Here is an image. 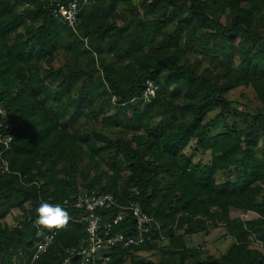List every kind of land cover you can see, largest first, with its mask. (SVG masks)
<instances>
[{
  "label": "trees",
  "instance_id": "1",
  "mask_svg": "<svg viewBox=\"0 0 264 264\" xmlns=\"http://www.w3.org/2000/svg\"><path fill=\"white\" fill-rule=\"evenodd\" d=\"M121 5L132 13L129 22ZM170 24L175 30L162 39ZM182 44L199 58L190 60ZM59 53L65 65L55 68ZM204 63L209 66L202 70ZM147 81L158 87L150 103L142 100ZM0 82L2 102L18 124L6 158L25 183L0 176V264L32 257L35 208L42 201L60 203L69 219L37 264H60L66 250L79 249L87 237L77 222L81 212L63 202L83 190L112 194L123 204L139 202L171 242L179 231L209 233L205 222L215 229L223 223L234 239L221 258L184 249L180 264H264V150L257 156L264 141V0H94L76 32L40 0H0ZM241 87L253 89L262 109L244 113L227 99ZM114 100L117 112L104 121L134 132L131 140L81 132L84 116L105 113ZM193 141L211 154V164L197 165L185 153ZM83 145L105 156L114 172L100 188L96 181L83 183ZM16 209L20 223L9 227L3 220ZM232 209L260 217L232 219ZM132 227L128 218L114 232L129 235ZM251 234L263 250L251 247ZM159 240L102 255H111L107 264H125L126 257L131 264H154L137 260L134 252Z\"/></svg>",
  "mask_w": 264,
  "mask_h": 264
},
{
  "label": "built area",
  "instance_id": "2",
  "mask_svg": "<svg viewBox=\"0 0 264 264\" xmlns=\"http://www.w3.org/2000/svg\"><path fill=\"white\" fill-rule=\"evenodd\" d=\"M48 8L52 17L70 27L76 32L82 13L89 8L94 0H40ZM158 87L147 81L142 100L152 102L157 96ZM3 85L0 82V176L15 175L23 184V176L13 172L6 155L12 150L18 124L13 116L5 108L2 102ZM63 205L73 207L81 212L77 222L84 226L87 237L82 241L79 249H68L67 256L60 264H72L73 258H80L81 264H97L102 261L107 264L111 261V255H102L116 248L123 250L137 249L146 243L153 241L154 237H165L161 225L154 217L147 214L139 202L129 201L123 204L108 193L99 191H81L71 201L65 200ZM118 210L117 216L102 214L105 211ZM131 218L133 227L130 234L126 235L114 232L116 228L126 225ZM38 229V239L35 243V252L32 257L22 263L37 264L41 257L52 247L58 235L57 228L46 229L35 224Z\"/></svg>",
  "mask_w": 264,
  "mask_h": 264
},
{
  "label": "rangeland",
  "instance_id": "3",
  "mask_svg": "<svg viewBox=\"0 0 264 264\" xmlns=\"http://www.w3.org/2000/svg\"><path fill=\"white\" fill-rule=\"evenodd\" d=\"M136 4H139L141 0H133ZM223 2L224 0H218ZM119 13L126 15L128 22L132 18V13L127 11L123 5L119 6ZM150 19L154 23H157L156 18L150 16ZM120 25H123V21L118 20ZM176 28V25L170 24L168 28L164 29L162 32V39L167 35L171 34ZM160 39V42L162 41ZM194 47V46H193ZM194 50L201 53V50L196 48ZM182 50L188 55L189 59L195 61L198 55L193 54L194 52L186 49L184 44H182ZM107 62L112 63V58L107 56ZM65 65V56L61 53L58 54L56 60L53 64L55 68H60ZM209 66L208 63H204L202 68L206 69ZM227 99L232 101L234 106L244 113H256L258 110L262 109V104L260 100L256 97L254 91L250 87H241L236 90H233L227 94ZM116 100L114 104L101 114H92L94 110L90 112V118L84 116L81 119V132L90 134L93 136L95 133L108 135L109 138L117 139L124 138L131 140L134 135V132H127L121 127L111 128L105 121V117H111L116 114L117 106ZM97 111V110H96ZM92 115V116H91ZM196 141H193L192 144L185 149V153L192 159V161L197 165H206L211 164V154L204 153L198 150L195 147ZM97 147H102V144L96 143ZM135 145V144H134ZM83 152L81 154L80 166L81 172L83 174L84 182H98L97 188L104 186L109 177L113 175V170L109 160L105 156H100L96 154L92 147L83 145ZM264 150V141L260 143V151L257 153L259 158L262 157V151ZM122 176L126 179L128 177V172L126 168L121 170ZM232 177L235 178L236 175L232 174ZM218 183H221L224 179V175L218 176ZM86 180V181H85ZM264 188V184H262ZM260 203H264V192L259 200ZM22 213L19 210H14L3 223L9 227H14L20 223ZM232 219L241 220L245 222L255 221L259 219V215L255 212H246L243 210L232 209L231 210ZM206 228L209 233H195L193 235H185L184 231H179L177 236L174 238V241L171 242L169 238L163 237L159 240L157 245H154L149 250H139L134 252V255L137 260H144L147 262H152L154 264L168 263V264H180V252L184 249H195L200 251L204 259L209 256L214 258H221L226 255L234 245V239L227 234V230L224 227L223 223H219V228L215 229L211 223L205 222ZM249 242L251 247L254 249L263 250V243L256 238L255 235L251 234L249 237ZM125 264H131V258H125ZM186 264H194L192 260H187Z\"/></svg>",
  "mask_w": 264,
  "mask_h": 264
},
{
  "label": "clouds",
  "instance_id": "4",
  "mask_svg": "<svg viewBox=\"0 0 264 264\" xmlns=\"http://www.w3.org/2000/svg\"><path fill=\"white\" fill-rule=\"evenodd\" d=\"M36 223L43 228H59L67 224L69 214L60 203L42 201L35 208Z\"/></svg>",
  "mask_w": 264,
  "mask_h": 264
}]
</instances>
